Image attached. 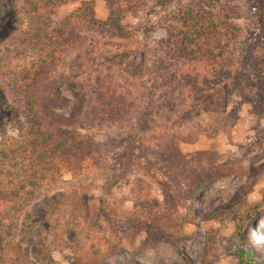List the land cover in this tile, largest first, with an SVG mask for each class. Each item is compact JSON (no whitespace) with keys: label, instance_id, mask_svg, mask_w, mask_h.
I'll list each match as a JSON object with an SVG mask.
<instances>
[{"label":"rangeland","instance_id":"rangeland-1","mask_svg":"<svg viewBox=\"0 0 264 264\" xmlns=\"http://www.w3.org/2000/svg\"><path fill=\"white\" fill-rule=\"evenodd\" d=\"M84 1L92 6L96 18L105 19L107 9L103 0ZM146 1L138 16L126 18L134 26L159 19L160 7L155 0ZM227 1L234 9L232 21L237 26V40L241 41L251 35L255 4L260 2L264 12V0H220ZM79 5L80 0H72L58 7L56 15L59 17ZM25 18V14H20V21L14 22L0 37V86L9 102L16 97L7 88L14 74L42 58L47 50L36 47L17 51L30 40ZM81 30L94 40L87 39L64 55L67 63L75 53L88 59L73 67L78 78L61 86L64 104L57 111L67 115L78 94L87 93L92 99L100 93L103 98L111 95L110 100H117L120 108L128 112L120 123L80 122L78 130L99 145L95 160L85 161L78 173L62 167L60 174L52 172L53 176L36 177L34 184L26 183V189L16 200L0 206L7 210L6 223H11L3 231L0 264H43L31 253L43 234L42 223L46 224L48 218L60 234L55 239L58 241L55 249L46 251L48 264H96L86 257V252L92 242L95 244L98 237L110 230L116 233L120 249L101 264H188L186 258L190 264H238L240 251H248L254 259L264 261V206L251 215L254 205L264 202V114L254 110L241 91H234L228 97L225 111L181 115L198 102L199 94L181 90L178 97L153 110L154 131L141 133L143 140H139L133 153V166L123 179L112 182L106 190L113 173L124 168L120 137L135 127L136 116L145 102V85L149 84L144 76L129 72L128 62L135 63L142 53L149 54L165 32L158 26L149 38L135 34L136 37L127 40L84 27ZM259 51H264V45ZM65 60L63 69L69 71ZM63 63H56L57 70ZM113 93L118 96L113 97ZM27 126L24 121L23 132L9 126L5 137L0 139V147L17 148ZM157 139L172 141L184 155L181 159L184 173L175 171L173 165L159 156ZM194 175L201 177V184L190 190L189 178ZM73 190L76 196L53 214L42 213L48 198L55 193L70 195ZM156 200L166 218L180 215L186 220L178 249L175 237L167 232L155 229L148 232L146 212L155 208ZM236 226H243L239 236ZM51 238L50 234L47 241ZM96 247L105 251L101 244Z\"/></svg>","mask_w":264,"mask_h":264},{"label":"trees","instance_id":"trees-1","mask_svg":"<svg viewBox=\"0 0 264 264\" xmlns=\"http://www.w3.org/2000/svg\"><path fill=\"white\" fill-rule=\"evenodd\" d=\"M70 1L21 0L20 4H16L15 0H0V37L14 22L20 21V14H25L30 40L26 42V47L17 48V51L47 48L42 58L32 61L12 77V83L7 86L16 96L12 102L8 101L0 86V139L5 137L9 126L23 132L24 121L28 125L24 139L17 148L0 147V206L16 200L26 189V183L34 184L36 177L53 176L54 172L60 174L62 167L78 173L85 161L95 160L99 145L78 130L80 122L120 123L128 112L120 108L117 100H110L111 95L103 98L100 93L92 97L93 100L87 93L78 94L67 115L57 111L64 104V98L60 96L61 86L77 79L73 67L81 66L88 59L75 53L67 63L64 55L67 56L69 50L87 39L89 42L94 40L93 36L81 32L82 27L127 40L135 34L149 38L158 26L165 32L163 37L156 40L149 54L142 53L137 62H128L129 72L144 76L149 84L145 85V102L136 116L135 127L120 137V160L124 168L113 173L105 186L106 190L112 182L123 179L133 166V153L139 140H143L141 133H152L153 110L159 104L178 97L181 90L199 93L198 102L183 110L181 115L190 117L192 113L225 111L228 97L234 91H241L246 102L261 115L264 114V51H259L264 45V12L260 2L255 4L253 10L255 21L249 29L251 35L239 41L237 26L232 21L234 9L227 5L228 1L155 0V5L160 7L158 21L135 26L126 18L138 16V12L145 9L146 0H103L107 9L105 19L96 18L89 2L80 0L79 6L58 17L56 9ZM64 60L65 64H69V71L63 69ZM59 62L63 64L57 70L56 63ZM106 89L108 92L109 88ZM116 96L118 94L113 93V97ZM157 141H160L157 143L158 152L164 162L168 161L166 163L173 165L175 171L184 173V162L181 160L184 155L172 141ZM200 182L201 177L190 176L189 189L200 187ZM69 194L55 193L44 204L42 213L48 216L53 214L56 208L73 199L76 191ZM164 196L166 198V193ZM154 204L155 208H148L146 212L149 216L148 232L154 229L167 232L175 237L174 244L178 249L186 220L180 215H167L166 218L160 210L159 201L156 200ZM262 206L264 202L255 204L251 215ZM7 214L6 208L0 209V243L4 238L3 231L11 227L10 222L6 223ZM37 219L35 217V221ZM240 221L243 219L240 218ZM42 228L43 234L38 236L31 254L43 264H48L46 251L55 249L58 242L55 239L60 234L49 218L46 224L42 223ZM242 231L243 226H236L237 236ZM50 234L52 238L47 241ZM116 236L110 230L98 237L95 244H90L86 257L101 264L120 249ZM99 244L105 246V251L96 247ZM179 252L184 256L181 250ZM237 255L238 264H264L263 260L254 259L248 251H240ZM186 260L190 264L189 259Z\"/></svg>","mask_w":264,"mask_h":264}]
</instances>
